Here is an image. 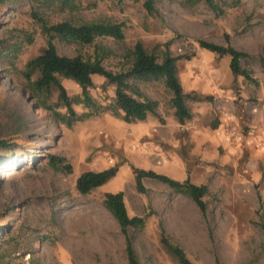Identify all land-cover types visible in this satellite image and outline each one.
<instances>
[{"label":"rangeland","instance_id":"obj_1","mask_svg":"<svg viewBox=\"0 0 264 264\" xmlns=\"http://www.w3.org/2000/svg\"><path fill=\"white\" fill-rule=\"evenodd\" d=\"M216 3L214 11L202 1L155 0L157 12L149 14L142 0H81L72 12L36 0H0V139L9 145L0 150V264H128L124 236L101 203L104 193L116 191L125 195L128 215L143 218L139 228H127L141 264H179L160 243L162 229L193 264H264V0ZM31 9L50 24L123 23L122 40H53L59 54L98 53L112 72L128 69L138 41L159 61L168 49L179 58L192 117L176 120L162 80L130 79L157 101L136 145L132 137L144 121L127 123L121 112H111L115 86L103 76L92 75L88 89L98 112L77 103L81 89L69 78L59 77L75 116L56 88L34 91L25 64L42 51L46 37ZM225 35L248 54L240 65L255 82L232 75L228 55L197 42L226 45ZM49 154L64 157L71 172L51 167ZM132 166L205 184V213L157 180L144 178L146 192H137ZM109 167L116 172L105 184L88 194L76 190L80 173Z\"/></svg>","mask_w":264,"mask_h":264},{"label":"trees","instance_id":"obj_2","mask_svg":"<svg viewBox=\"0 0 264 264\" xmlns=\"http://www.w3.org/2000/svg\"><path fill=\"white\" fill-rule=\"evenodd\" d=\"M36 1L45 8L71 12L78 10L81 3V0ZM184 1L189 5L202 1L212 10L216 11L218 9L216 0ZM154 3L155 0H142L144 8L149 14L157 12ZM30 15L39 24L41 32L45 35L46 45L37 56L25 64L24 76L36 92L49 93L51 88H56L59 100L72 116H75L71 107L72 100L67 95L59 77L69 78L76 82L81 89V97L77 98V103H83L85 106L92 108L93 111L98 112L100 107L88 93V89L93 85L91 76L97 74L103 76L108 83L115 86V100L109 109L114 115H119L121 112L120 117L127 123L144 120L148 114H155L157 107V101L144 96L139 89L134 88L129 83L130 79L145 82L162 80L164 86L171 92L170 104L174 109L176 120L183 123V121L192 117V113L185 103L188 94L183 91L178 77L176 61L179 58L173 56L168 49L163 52L162 59L159 61L154 53L148 52L142 43L138 41L132 48V60L128 69L112 72L102 64L103 58L98 53H95L93 57H84L81 54L73 56L59 54L53 40L57 38L65 43L78 44H90L96 37L101 36L122 40L124 38L123 23L83 22L75 24L69 20H63L50 24L37 10L31 9ZM225 40L226 45L206 40H198L197 42L201 48L219 56L228 55L230 57L229 69L232 75H241L246 80L255 82L251 76V71L240 65V60L247 57L248 54L234 48L229 42L228 35H225ZM28 41H31V38H28ZM33 74H36V78L31 80ZM194 95L197 100L200 99L196 94ZM87 115L88 113L84 114V116ZM71 120L72 118H68L65 121L68 127L71 125ZM215 122L210 124L211 128L217 127ZM8 147V143L0 139V150ZM47 159L51 167L71 172V165L65 162L64 157L49 154ZM131 168L137 192H146V187L143 184L144 178L157 180L167 185L174 192L190 198L201 213H205L206 202L204 197L208 194V188L205 184L192 183L188 178L183 181L175 180L151 169L146 170L134 166ZM115 172L116 167H109L101 171H83L75 180V188L80 194H88L96 187L105 184ZM101 203L104 209L117 221L124 236L125 255L128 264H141L132 246L127 228H139L143 225V218L128 215L122 191L104 193ZM160 243L176 258L179 264H193L180 246L169 241L163 229Z\"/></svg>","mask_w":264,"mask_h":264},{"label":"crops","instance_id":"obj_3","mask_svg":"<svg viewBox=\"0 0 264 264\" xmlns=\"http://www.w3.org/2000/svg\"><path fill=\"white\" fill-rule=\"evenodd\" d=\"M149 115L150 114H148L147 115V117L144 119V120H142V121H144V122H142V123H138V129H137V127H136V129L137 130H139L133 137H132V141H133V143H135L136 145H137V139H139L141 136H142V134H143V132H144V130H146L145 129V127L146 126H148V125H150V123L148 122L149 120H148V117H149ZM145 121L147 122V123H145ZM139 122V121H138ZM145 124H146V126H145ZM156 126V125H155ZM148 131V130H147ZM144 180V179H143ZM124 198H125V195H124Z\"/></svg>","mask_w":264,"mask_h":264}]
</instances>
